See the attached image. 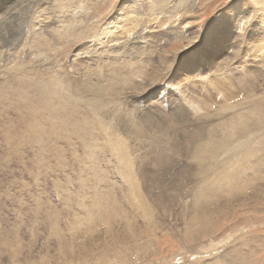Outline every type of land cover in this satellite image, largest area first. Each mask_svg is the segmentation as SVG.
Wrapping results in <instances>:
<instances>
[{"label": "rangeland", "instance_id": "1", "mask_svg": "<svg viewBox=\"0 0 264 264\" xmlns=\"http://www.w3.org/2000/svg\"><path fill=\"white\" fill-rule=\"evenodd\" d=\"M263 23L262 0H0V264H264V175L221 186L264 157Z\"/></svg>", "mask_w": 264, "mask_h": 264}, {"label": "bare ground", "instance_id": "2", "mask_svg": "<svg viewBox=\"0 0 264 264\" xmlns=\"http://www.w3.org/2000/svg\"><path fill=\"white\" fill-rule=\"evenodd\" d=\"M262 4L264 5V1L262 0ZM67 7H68V5H67ZM56 18V17H55ZM263 20V19H262ZM257 23V22H256ZM264 24V23H263ZM78 25V24H77ZM259 25V24H258ZM264 26V25H263ZM261 28V27H260ZM264 30V29H263ZM259 32V31H258ZM262 32V31H261ZM70 33V32H69ZM59 35H60V33H59ZM73 36V35H72ZM34 37V36H33ZM36 39V38H35ZM50 41V40H49ZM29 42V41H28ZM33 44V43H32ZM34 44H35V41H34ZM35 45H37V44H35ZM264 45V44H263ZM30 46V45H29ZM34 46V45H33ZM32 46V47H33ZM29 48V47H28ZM260 50H264V47H262V48H260ZM246 51H247V49H246ZM241 52V51H240ZM244 53H240L238 56H240V58L243 56L244 57V55H243ZM263 54H264V52H263ZM262 54V55H263ZM134 58V57H133ZM129 59V58H128ZM263 60V59H262ZM247 63V62H246ZM139 65V64H138ZM136 66V65H135ZM18 67V66H17ZM21 68V67H20ZM108 68V67H107ZM137 68V67H136ZM116 69H117V67H116ZM139 69V68H138ZM17 70V69H16ZM133 70V69H132ZM132 70H130V72H131V74H132ZM136 70V69H135ZM134 70V71H135ZM145 70V69H144ZM120 71H121V69H120ZM126 71V70H125ZM138 71V70H137ZM101 72V71H100ZM128 72V71H127ZM136 72V71H135ZM20 73H21V71H20ZM15 74V73H14ZM114 75V74H113ZM145 75V74H144ZM110 76V75H109ZM228 76H230V74L228 75ZM244 77V76H243ZM10 77H8V79H9ZM129 78V77H128ZM211 78V77H210ZM43 79V78H42ZM118 79V78H117ZM120 79V78H119ZM118 79V80H119ZM117 80V81H118ZM235 80V79H234ZM9 81V80H8ZM24 81H25V79H24ZM116 81V80H115ZM116 81V82H117ZM228 81V80H227ZM107 82H110L109 80L107 81ZM112 82V81H111ZM114 82V81H113ZM112 82V83H113ZM208 82V81H207ZM36 83H37V81H36ZM54 84V83H53ZM100 84V83H99ZM108 84V83H107ZM26 85H29V83L28 84H26ZM96 85H97V83H96ZM219 85V84H218ZM38 86V88L37 89H35L37 92H38V90L42 87V86H39V85H37ZM100 86V85H99ZM115 86H116V83H115ZM132 86V85H131ZM209 86V85H208ZM28 87V86H27ZM29 87H30V85H29ZM106 87H109V86H107L106 85ZM111 87V86H110ZM113 87V86H112ZM195 87V86H194ZM21 88V87H20ZM23 88H24V86H23ZM61 88H63V87H61ZM105 88V87H104ZM17 89V88H16ZM107 89V88H106ZM215 89H216V87H215ZM31 90V89H30ZM33 90V89H32ZM41 90H43V88H41ZM116 90V89H115ZM49 91V90H48ZM55 91V90H54ZM21 92V91H20ZM43 92V91H42ZM47 92V91H46ZM45 92V93H46ZM131 92V91H130ZM218 92V91H217ZM55 93H57V92H55ZM109 93V92H108ZM21 94V93H20ZM33 94H34V92H33ZM38 94V93H37ZM41 94V93H40ZM42 95V94H41ZM48 95V94H47ZM50 95H52L51 93H50ZM2 96V95H1ZM4 96H6V93H5V95ZM3 96V97H4ZM36 96V94L34 95V97ZM2 97V98H3ZM8 97V96H7ZM31 97V96H30ZM37 97V96H36ZM28 98H29V94H28ZM27 98V100H30L31 101V99L29 98L28 99ZM32 98H33V96H32ZM54 98L56 99H58L59 100V103L58 104H62L63 103V100H62V97L59 95V97H58V95L57 94H54ZM116 98V97H115ZM24 99H25V97H24ZM37 99V98H36ZM39 99V98H38ZM52 99H53V97H52ZM5 100H6V98H5ZM17 100V99H16ZM259 100H263V99H259ZM4 101V100H3ZM41 101V103H43L44 104V107L42 108V110H44V109H46V108H52V106L54 107V105L52 104V101L49 99V98H47V97H43V99L42 100H40ZM228 101V100H227ZM6 102H7V100H6ZM21 102L24 104L26 101L25 100H21ZM55 102V101H54ZM115 102H116V100H115ZM31 103V106L30 107H28V113H30V115L31 114H33V113H35L34 115H36V112H38L40 115H42V113H44L42 110H38V108H37V106L39 107V105H37L36 107H34V105L32 106V103L33 102H30ZM40 103V104H41ZM256 102H254V104H255ZM264 103V102H263ZM19 104V103H18ZM22 104V105H23ZM233 105V104H232ZM18 106V105H17ZM40 106H43V105H40ZM191 106V105H190ZM4 107H5V104H4ZM20 107H22L21 105H20ZM23 108V107H22ZM37 108V109H36ZM256 108V107H255ZM41 109V108H40ZM180 109V108H179ZM119 110V109H118ZM261 111V110H260ZM119 112V111H118ZM23 113H25V112H23ZM29 115V114H28ZM30 115H29V117H30ZM249 115V114H248ZM252 116H254V117H252ZM233 117V116H232ZM31 118V117H30ZM246 118V117H245ZM249 119H251L252 121L254 120V123H253V125L251 126V128L249 129V130H246V129H244V130H246V132H252V133H257L256 131H258V132H260V130H262L263 132H264V120L262 121V120H260L261 118H260V116H259V112H256L254 115H251V116H249L248 117ZM253 118V119H252ZM37 119H39V118H37ZM242 119V118H241ZM247 119V118H246ZM227 120V119H226ZM242 120H244V119H242ZM105 121V120H104ZM29 122V121H28ZM7 124V123H6ZM249 124V123H248ZM232 125V124H231ZM242 125V124H241ZM8 126V125H7ZM17 127V126H16ZM16 127H14V128H16ZM24 127V126H23ZM36 127V126H35ZM137 127V126H136ZM140 127V126H139ZM235 127V126H234ZM40 128V127H39ZM244 128V127H243ZM252 129V130H251ZM7 131V130H6ZM9 131V130H8ZM7 131V132H8ZM38 131V130H37ZM201 132V131H200ZM210 132H212V131H210ZM37 133H39V132H37ZM61 133V132H60ZM205 133V132H204ZM215 133V132H214ZM231 133V132H230ZM142 134V133H141ZM209 134H211V133H209ZM112 135V134H111ZM137 135V134H136ZM164 135V134H163ZM166 135V134H165ZM224 135V134H223ZM201 136V135H200ZM206 136V135H205ZM212 136V135H211ZM225 136H227V137H229L230 138V136H229V134L228 133H226L225 134ZM190 137V136H189ZM195 137V136H194ZM237 137V136H236ZM244 137H246V136H244ZM70 138V137H69ZM91 138V137H90ZM134 138V137H133ZM208 138V137H207ZM206 138V139H207ZM215 138V137H214ZM159 139V138H158ZM234 139V138H233ZM239 139H240V137H239ZM99 140V139H98ZM214 140V139H213ZM238 140V139H237ZM236 141V140H235ZM198 142V141H197ZM70 143V142H69ZM89 143V142H88ZM107 143V142H106ZM156 143H158V142H156ZM203 143V142H202ZM102 144V143H101ZM108 144V143H107ZM170 144V143H169ZM191 144V143H190ZM40 145V144H39ZM206 145V144H205ZM209 145H210V143H209ZM227 145H229V143L227 144ZM263 145V144H262ZM160 146H162V145H159V147ZM191 146V145H190ZM201 146V145H200ZM204 146V145H203ZM221 146V145H220ZM250 146V145H249ZM93 147V146H92ZM164 147V146H163ZM217 147V146H216ZM39 148V147H38ZM103 148V147H102ZM156 148H157V146H156ZM189 148V147H188ZM224 148V147H223ZM158 150V149H157ZM156 150V151H157ZM162 150V149H161ZM201 150V149H200ZM152 151V150H151ZM193 151H194V149H193ZM197 151H198V149H197ZM238 151V150H237ZM261 151H263V150H261ZM161 152V151H160ZM194 152H196V151H194ZM28 153V152H27ZM110 153V152H109ZM157 153V152H156ZM159 153V152H158ZM205 153V152H204ZM198 154V153H197ZM196 154V155H197ZM233 154V153H232ZM249 154H250V156H252V155H254V153H253V151L252 152H249ZM190 155V154H189ZM191 155H192V153H191ZM200 155V154H199ZM198 155V156H199ZM235 155V154H234ZM245 155V154H244ZM193 156V155H192ZM201 156V155H200ZM249 156V159H248V161H251V157ZM8 157V156H7ZM116 157V156H115ZM158 157V156H157ZM202 157H208V156H201V159H202ZM242 157H243V155H242ZM192 158V157H191ZM191 158L189 159V161L191 160ZM198 158H200V157H198ZM204 159V158H203ZM230 159V158H229ZM232 159V158H231ZM230 159V160H231ZM239 159H241V158H239ZM49 160V159H48ZM47 160V161H48ZM229 160V161H230ZM236 160V159H235ZM162 161V160H161ZM208 161V160H207ZM210 161V160H209ZM228 161V162H229ZM232 161H234V160H232ZM190 162H192V161H190ZM189 162V163H190ZM222 162H223V159H222ZM225 162H227V161H225ZM237 162V161H236ZM235 161H234V163H236ZM241 162V161H240ZM243 162H246L245 160L243 161ZM243 162H241V163H243ZM256 162L258 163V162H260V163H258V165L257 166H252L251 168H249L248 169V167L246 166V165H244V164H241L240 165V163L238 162L235 166H233L232 168H231V176L229 175V174H226V175H229L228 177H227V179L223 182V185H221V186H223L224 188H226L229 192H236L235 191V189L238 191V187L240 188V189H244L245 187V185H247V183L244 185V186H242L240 183H242V182H251V180H255V178H258L259 179V181H258V183L260 184V185H262V180H261V178H260V175H264V171H263V168H262V165H263V163H264V157H262L261 159H258V160H256ZM112 163V162H111ZM199 164V163H198ZM197 164V165H198ZM221 164V163H220ZM229 164H230V162H229ZM233 164V163H232ZM94 165V164H93ZM97 165V164H96ZM110 165V164H109ZM191 165V164H190ZM195 165V164H194ZM210 165V164H209ZM231 165V164H230ZM256 165V164H255ZM187 166V165H186ZM216 166V165H215ZM219 166V165H218ZM223 166H224V163H223ZM190 167V166H189ZM195 167V166H194ZM193 167V168H194ZM208 167V166H207ZM222 167V166H221ZM226 167H227V163H226ZM226 167H225V169H226ZM157 168V167H156ZM212 168V167H211ZM220 168V167H219ZM230 168V167H229ZM218 169V168H217ZM224 169V168H223ZM224 169V170H225ZM114 170V169H113ZM156 170V169H155ZM206 170V169H205ZM230 170V169H229ZM61 171V170H60ZM78 171V170H77ZM117 171V170H116ZM201 171H203V169L201 170ZM200 171V172H201ZM226 171V170H225ZM246 171H248V172H250V174H248ZM47 172V171H46ZM144 172V171H143ZM192 172H193V170H192ZM210 172H212V170L210 171ZM197 173V172H196ZM199 173V172H198ZM203 173V172H202ZM228 173V172H227ZM204 174V173H203ZM198 175V174H197ZM197 175H196V178H197ZM226 175H225V177H226ZM89 176V175H88ZM95 177V176H94ZM136 177V176H135ZM157 177V176H156ZM194 177H195V175H194ZM199 177V176H198ZM142 178V177H141ZM217 178V177H216ZM91 179V181H92V178H90ZM90 179H88V180H90ZM130 179V178H129ZM156 179V178H155ZM257 179V180H258ZM128 180V179H127ZM198 180V179H197ZM200 180H202L201 179V176H200ZM214 180H215V178H214ZM68 181V180H67ZM156 181V180H155ZM84 182V181H83ZM90 182V181H89ZM88 182V183H89ZM143 182V181H142ZM198 182V181H197ZM72 183V182H71ZM134 183V182H133ZM149 183V182H148ZM161 183V182H160ZM195 183V182H194ZM202 183V182H201ZM82 184V183H81ZM140 184V183H139ZM151 184H153V183H151ZM181 184V183H180ZM200 184V183H199ZM203 184V183H202ZM237 184H239V186L237 187ZM150 185V184H149ZM212 185V184H211ZM82 186V185H81ZM180 186V185H179ZM202 186V185H201ZM215 186V185H214ZM249 186V185H248ZM247 186V187H248ZM256 186V185H255ZM259 186V185H258ZM244 187V188H243ZM179 188V187H178ZM202 188H204V187H202ZM78 189V188H77ZM154 189V188H153ZM152 189V190H153ZM163 189V188H162ZM183 189V188H182ZM211 189V187H209V190ZM217 189L219 190L218 192H220V186H219V188L217 187ZM222 189V188H221ZM80 190V189H79ZM130 190V189H129ZM179 190V189H178ZM197 190V189H196ZM206 190V189H205ZM216 190V189H215ZM215 190H214V192H215ZM223 191H224V189H222ZM246 190V189H245ZM252 190V189H251ZM222 191V192H223ZM198 192V191H197ZM200 192V191H199ZM221 192V193H222ZM225 192V191H224ZM229 192H227V194L229 195ZM239 192V191H238ZM243 192V191H242ZM241 192V193H242ZM179 193H181V191L179 192ZM216 193V192H215ZM146 194V193H145ZM173 194V193H172ZM201 194V193H200ZM200 194H198V197L200 196ZM214 194V193H213ZM223 194V193H222ZM232 194V193H231ZM239 194V193H238ZM181 195V194H180ZM209 195V194H208ZM215 195V194H214ZM223 195H225V194H223ZM147 196V195H146ZM217 196L219 197V194H217ZM221 196V195H220ZM234 196H236V195H234ZM201 197V196H200ZM202 197H203V199H205V200H207V201H213L212 200V198H214V197H212L211 196V198H210V196H207V194L206 193H204L203 192V195H202ZM63 198V197H62ZM145 198V197H144ZM156 198H160V196L159 197H156ZM176 198V197H175ZM217 198V197H216ZM105 199V198H104ZM147 199V198H146ZM173 199V198H172ZM172 199H171V201H172ZM177 199V198H176ZM176 199H174V200H176ZM201 198H199V200H200ZM215 199V198H214ZM218 199H220V198H218ZM234 199V198H233ZM158 200V199H157ZM199 200H197L198 202H199ZM223 200V199H222ZM226 200V199H225ZM229 200H231V199H229ZM235 200V199H234ZM139 201V200H138ZM158 201H160V199L158 200ZM168 201V200H167ZM171 201H169V202H171ZM176 201H178V200H176ZM191 201V200H190ZM215 201H216V199H215ZM97 202H98V205H101L100 204V202L101 203H103V201L101 200V201H97V199L95 200V203L97 204ZM200 202H202V201H200ZM217 202V201H216ZM219 202H221V201H219ZM230 202V201H229ZM145 203H147V202H145ZM158 203V202H157ZM192 203H193V201H192ZM214 203V202H213ZM231 203H233V202H231ZM105 204H106V199H105V201H104V204H103V208H104V206H105ZM142 204V205H141ZM195 204V203H194ZM194 204H192V205H194ZM211 204V203H210ZM216 204V203H215ZM224 204V203H223ZM228 204V203H227ZM140 208H141V211H142V209H143V211H144V213L145 212H147L148 210H147V206L144 204V203H140ZM159 205V204H158ZM185 205V204H184ZM187 205V204H186ZM195 205H198V204H195ZM194 205V206H195ZM135 206V205H134ZM148 206H150V205H148ZM171 206V205H170ZM212 206H213V204H212ZM211 206V207H212ZM215 206V205H214ZM73 207V206H72ZM193 206H191V208H192ZM199 207V206H198ZM202 207H204V205L202 206ZM208 207V206H207ZM216 208H217V206H215ZM133 208V207H132ZM139 207L137 206V209H138ZM186 208H188V206L186 207ZM206 208V207H205ZM149 209V208H148ZM190 209V208H189ZM209 209H211V208H209ZM105 210H106V207H105ZM133 210V209H132ZM186 210V209H185ZM199 210V209H198ZM207 210V209H206ZM216 210V209H215ZM136 211V210H135ZM186 211H188V209L186 210ZM195 211H196V209H195ZM203 211V210H202ZM208 211V210H207ZM197 212V211H196ZM88 213L90 214V215H93V217H96V215H98V214H100V212H98L97 210H94V211H88ZM143 213V212H142ZM186 213V212H185ZM201 213V212H200ZM75 214V213H74ZM139 214V213H138ZM148 214V213H147ZM187 214V213H186ZM189 214V213H188ZM187 214V215H188ZM191 214H192V209H191ZM190 214V215H191ZM208 214V213H207ZM197 215V214H196ZM204 215V214H203ZM144 216V215H143ZM208 216V215H207ZM126 218V220H127V217H125ZM138 218V217H137ZM196 218V217H195ZM200 218V217H199ZM133 219V218H132ZM205 219V218H204ZM124 220V219H123ZM186 220V219H185ZM192 220H194L193 218H192ZM199 220V219H198ZM130 221V220H129ZM134 221H136L135 219L134 220H132V221H130V222H133L134 223ZM147 221V220H146ZM149 221V220H148ZM199 221H201V220H199ZM194 222V221H193ZM187 223V222H186ZM190 223V222H189ZM195 223H196V220H195ZM127 224H129L128 222H127ZM126 224V227H128V225ZM131 224V223H130ZM135 224V223H134ZM191 224V223H190ZM198 224V223H197ZM147 226V225H146ZM190 226V225H189ZM206 226H208V225H206ZM130 228H125V229H129L128 231L130 232V229H132V227L133 226H129ZM135 227V226H134ZM192 227H193V225H192ZM205 227V226H204ZM89 228V227H88ZM191 228V227H190ZM195 228V227H194ZM135 229V228H134ZM108 230V229H107ZM185 230V229H184ZM197 229H195V231H196ZM199 230V229H198ZM103 231V230H102ZM127 231V232H128ZM186 232H187V229L185 230ZM191 231H193V229L191 230ZM190 231V232H191ZM108 232V231H107ZM198 232V231H197ZM197 232H195V233H197ZM131 233V232H130ZM106 235H107V233H106ZM191 235V234H190ZM120 238V237H119ZM98 240V239H97ZM131 241V240H130ZM64 254H66V253H64ZM31 259V258H30ZM95 259V258H94ZM113 263V262H112ZM147 262H145V264H146ZM96 264V263H95Z\"/></svg>", "mask_w": 264, "mask_h": 264}, {"label": "snow or ice", "instance_id": "3", "mask_svg": "<svg viewBox=\"0 0 264 264\" xmlns=\"http://www.w3.org/2000/svg\"><path fill=\"white\" fill-rule=\"evenodd\" d=\"M129 2H131V0H129Z\"/></svg>", "mask_w": 264, "mask_h": 264}]
</instances>
